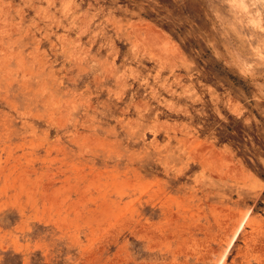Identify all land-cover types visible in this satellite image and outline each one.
Instances as JSON below:
<instances>
[{
	"label": "rangeland",
	"instance_id": "obj_1",
	"mask_svg": "<svg viewBox=\"0 0 264 264\" xmlns=\"http://www.w3.org/2000/svg\"><path fill=\"white\" fill-rule=\"evenodd\" d=\"M0 264H264V0H0Z\"/></svg>",
	"mask_w": 264,
	"mask_h": 264
}]
</instances>
